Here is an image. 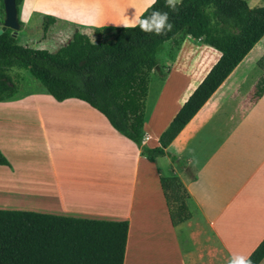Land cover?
<instances>
[{
  "label": "crops",
  "instance_id": "1",
  "mask_svg": "<svg viewBox=\"0 0 264 264\" xmlns=\"http://www.w3.org/2000/svg\"><path fill=\"white\" fill-rule=\"evenodd\" d=\"M46 1L21 0L16 42L33 17L55 18L36 39L55 51L74 29L94 40V28L133 25L148 5L147 0ZM244 1L264 6V0ZM2 17L0 10V23ZM256 42L169 142L167 148L186 168L166 156L146 160L88 104L55 101L21 78L15 94L0 101V110L30 108L35 128L0 145L8 162L0 164V209L125 220L121 264H227L234 254L248 255L264 237V91L249 102L234 86L245 74L236 76L238 67L263 43ZM218 56L198 39L182 38L144 118L145 144L157 145L159 133ZM171 175L187 191L190 213L175 225L159 181ZM256 264H264V255Z\"/></svg>",
  "mask_w": 264,
  "mask_h": 264
},
{
  "label": "trees",
  "instance_id": "2",
  "mask_svg": "<svg viewBox=\"0 0 264 264\" xmlns=\"http://www.w3.org/2000/svg\"><path fill=\"white\" fill-rule=\"evenodd\" d=\"M20 2L14 0L16 9ZM175 2L173 10L167 0H156L138 15L143 19L153 11L168 13L173 27L160 36L127 25L94 28L91 40L74 29L64 45L48 51L18 44L6 28L0 33V101L17 91L19 77H11L9 70L24 69L53 100L75 98L94 108L146 160L166 156L186 168V162L167 146L253 44L259 38L256 43L264 42V6L249 7L244 0ZM0 10L3 14L1 0ZM54 22L53 16H42V36ZM18 24H22L19 19ZM105 32L109 36L101 37ZM185 35L216 49L219 56L159 133L157 145L148 146L142 126L149 72L156 69L164 76L157 50L166 41L176 50ZM254 65L262 72L252 90L257 98L264 91V52ZM0 164H8L1 151ZM159 181L171 223L187 219L188 194L179 178L161 176ZM126 227L125 220L0 209V264H121ZM250 254L256 264L264 255V237Z\"/></svg>",
  "mask_w": 264,
  "mask_h": 264
},
{
  "label": "rangeland",
  "instance_id": "3",
  "mask_svg": "<svg viewBox=\"0 0 264 264\" xmlns=\"http://www.w3.org/2000/svg\"><path fill=\"white\" fill-rule=\"evenodd\" d=\"M48 4H56L58 0H47ZM59 4V3H58ZM80 6V5H79ZM42 19V18H41ZM107 32V31H106ZM102 33L101 37H108L109 33ZM38 36L42 37L41 32V20L36 18H31L28 22L27 29L25 30V34H19L17 38V43L21 45H27L32 48L39 49H47L54 50V47H41L42 45L36 42ZM264 49V42L259 43L253 50L248 54L247 58L243 60L242 64L238 67L235 72L236 76L242 75L237 84L234 86L235 89L241 90L244 93L245 99H249V102L253 100L252 96V88L257 80V78L262 74L261 70L255 66H252L251 63L255 58L259 55V53ZM175 48L173 44L169 41L163 43L161 48L157 50L155 57L158 61V65L162 71H164V76L167 74V68H169L170 59L175 54ZM250 66V68H249ZM248 68V69H247ZM247 70V71H246ZM11 77H19L18 81L24 77L26 84L30 87H39L43 93H46L45 89L30 76V74L24 70L19 68H11L8 72ZM164 76L159 75L156 69H152L149 72V80H148V89L145 97V119L150 114V111L153 108V104L161 90L162 79ZM47 95V94H46ZM35 128V118L34 113L30 108L26 107H15L10 109H1L0 110V145L2 146V142H10L12 139L17 140L19 131L28 130L33 131ZM34 136L27 137L28 140H33ZM22 141L23 139L19 137ZM26 143V142H25ZM34 155V154H32Z\"/></svg>",
  "mask_w": 264,
  "mask_h": 264
},
{
  "label": "clouds",
  "instance_id": "4",
  "mask_svg": "<svg viewBox=\"0 0 264 264\" xmlns=\"http://www.w3.org/2000/svg\"><path fill=\"white\" fill-rule=\"evenodd\" d=\"M156 0H147L148 6L155 4ZM167 5L173 10L176 8L175 0H167ZM138 25L141 31L145 33H153L157 36L163 35L165 31H170L173 25L169 22L168 13L153 11L150 16L140 19L137 18L136 24L132 26L135 27ZM121 26V25H116ZM126 27L127 25H122ZM227 264H253L251 260V254L242 255L234 254L229 257Z\"/></svg>",
  "mask_w": 264,
  "mask_h": 264
},
{
  "label": "water",
  "instance_id": "5",
  "mask_svg": "<svg viewBox=\"0 0 264 264\" xmlns=\"http://www.w3.org/2000/svg\"><path fill=\"white\" fill-rule=\"evenodd\" d=\"M3 17L0 25V33L6 28L11 29V34L14 35L19 29L17 9L14 0H1Z\"/></svg>",
  "mask_w": 264,
  "mask_h": 264
},
{
  "label": "built area",
  "instance_id": "6",
  "mask_svg": "<svg viewBox=\"0 0 264 264\" xmlns=\"http://www.w3.org/2000/svg\"><path fill=\"white\" fill-rule=\"evenodd\" d=\"M1 25V24H0Z\"/></svg>",
  "mask_w": 264,
  "mask_h": 264
}]
</instances>
